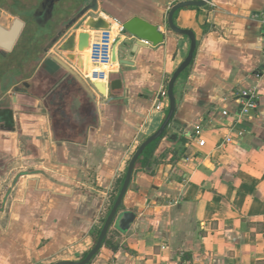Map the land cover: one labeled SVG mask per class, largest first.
I'll list each match as a JSON object with an SVG mask.
<instances>
[{
  "label": "crops",
  "instance_id": "0c3cea01",
  "mask_svg": "<svg viewBox=\"0 0 264 264\" xmlns=\"http://www.w3.org/2000/svg\"><path fill=\"white\" fill-rule=\"evenodd\" d=\"M180 1L96 0L94 19L137 17L164 35L156 46L124 45L110 74L120 88L108 96L87 80L85 53L69 61L46 42L38 60L20 67L14 49L23 31L44 29L32 13L38 6L17 13L0 4L1 27L25 23L13 49H0V110L12 112L10 129L0 117V264L78 262L94 247L129 161L166 117L168 103L158 111L153 100L190 44L165 25ZM59 3L58 30L90 0ZM262 12L264 0H210L175 14L196 51L175 84L174 117L149 167L134 169L119 209L134 214L132 224L110 227L89 264H264ZM247 90L258 107L237 121L238 93Z\"/></svg>",
  "mask_w": 264,
  "mask_h": 264
},
{
  "label": "water",
  "instance_id": "95a60500",
  "mask_svg": "<svg viewBox=\"0 0 264 264\" xmlns=\"http://www.w3.org/2000/svg\"><path fill=\"white\" fill-rule=\"evenodd\" d=\"M81 1L86 2V0H81ZM209 1L210 0H184L174 4L170 8L166 18V23H165L166 27L172 33L186 37L189 40L190 44L185 59L175 70L167 85L168 111L166 117L162 125L159 127V129L141 143V145L137 148L131 160L129 161L120 191L115 199V202L108 216L105 219V222L97 238V241L94 247L91 249V251L81 261L78 262L65 261V262H58L55 264H89L93 259V257L100 250L110 227L113 226L120 232H126L130 227V225L132 224L135 218L134 214L129 211L119 212L120 205L130 185L134 173L135 165L139 157L142 155V153L145 151V149L148 146H150L152 143H154L163 136V134L166 132L170 122L174 117L176 111L174 87L180 75L191 65L194 58V53L196 51V40L194 33L190 30L178 28L174 24V16L178 11L184 8H203L208 4ZM95 2L96 0H90V3L79 9L76 17H74L58 33V39H57L58 41L67 33L70 27H72V25L76 21H78L87 11L94 10L96 8ZM24 26L25 23L19 18H15L13 20V23L9 29H5L0 26V49L10 52L15 46L17 40L19 39ZM123 27L126 30V32H128L130 35L135 37L139 42H141L142 45L150 43L156 46L158 44H161L164 40V35L158 31L159 28L157 26L151 25L150 23L137 17L132 18L129 21L125 22L123 24ZM85 28L89 30H107L108 24L101 18L91 19L85 24ZM89 38L90 35L87 32L72 33L59 45L58 51L66 54V58L69 61H74L75 52H77L78 54H84L88 51ZM57 40H54L52 43H56ZM124 48L125 46L123 45L122 47L119 48L118 51H121ZM53 59L60 66L66 68V66L61 61H59L56 58ZM112 60L113 61L116 60L115 50L112 53ZM87 70H88V62L86 61V73ZM92 86L102 95L108 96L112 91H115L120 88V81L110 80L107 87L102 83L93 82ZM0 117H3V120L6 123L5 125L6 129H10L12 127V112L8 110H0Z\"/></svg>",
  "mask_w": 264,
  "mask_h": 264
},
{
  "label": "built area",
  "instance_id": "2783aa9c",
  "mask_svg": "<svg viewBox=\"0 0 264 264\" xmlns=\"http://www.w3.org/2000/svg\"><path fill=\"white\" fill-rule=\"evenodd\" d=\"M260 22L264 24V12L257 15ZM108 24L107 30H90L89 35V47L86 54L88 62V70L86 78L92 85L93 82L102 83L106 87L110 81L111 68L119 65L118 50L123 45L136 39L130 35L123 27L122 23L115 21L114 19L101 18ZM261 49L264 54V34L260 37ZM115 50L116 60H112V53ZM239 111L235 116L237 121L250 116L251 112L255 111L258 107V98L254 90L241 91L238 93ZM168 103L167 91L162 90L154 98V108L158 111L162 110L164 104ZM223 116H227L226 111H222ZM200 135V131H195L193 138L197 139ZM232 142L230 137L226 138L224 143L229 144ZM197 145L202 147L203 141L198 140ZM181 264H193L186 261Z\"/></svg>",
  "mask_w": 264,
  "mask_h": 264
},
{
  "label": "trees",
  "instance_id": "16d2710c",
  "mask_svg": "<svg viewBox=\"0 0 264 264\" xmlns=\"http://www.w3.org/2000/svg\"><path fill=\"white\" fill-rule=\"evenodd\" d=\"M36 7H34V8H36ZM34 8H31L30 10H33ZM30 10H28L26 13H30ZM53 36H54V34H53L52 31H48V30L41 29V28H39V29L38 28H33L31 26H28L23 31L20 39L18 40V43H17L15 49H14L15 59H16V61H18L17 64H19V66L21 67L23 63H26L28 61H36V60H38V55L40 54V52H42L43 45L46 42L47 43L48 42L52 43ZM28 43H31L32 46H31L30 49H25L24 47ZM62 68L64 70L68 71L67 68H64V67H62ZM185 72H186V70H185ZM68 73H70V72H68ZM81 86L85 90L87 89L84 85L81 84ZM50 105H51V107L54 108L53 104H50ZM57 108H58V105L55 107V109L58 110ZM165 134L166 133H164L163 136H165ZM160 139H158L157 141H155L154 143H152L150 146H148L145 149V151L139 157V159H138V161H137V163L135 165V170H146L147 167H149V164H150L149 163V159H150V157H151V155L153 153V150L155 149V147H156V145H157V143L159 142ZM122 181L119 183V185L117 187V192H119V189H120V186L122 184ZM117 194L113 195L107 214L109 213L111 207L113 206ZM101 222L104 224L105 218ZM100 231H101V229H99L96 232L95 241L97 240Z\"/></svg>",
  "mask_w": 264,
  "mask_h": 264
},
{
  "label": "flooded vegetation",
  "instance_id": "af4514ba",
  "mask_svg": "<svg viewBox=\"0 0 264 264\" xmlns=\"http://www.w3.org/2000/svg\"><path fill=\"white\" fill-rule=\"evenodd\" d=\"M59 2L60 1L58 0H41L38 7L32 12L34 13L33 16L35 21L40 24L42 28L53 32L54 36L52 42L58 39V32L62 30V28L58 30V5L60 4ZM69 21H67L64 26H66Z\"/></svg>",
  "mask_w": 264,
  "mask_h": 264
},
{
  "label": "rangeland",
  "instance_id": "374dc122",
  "mask_svg": "<svg viewBox=\"0 0 264 264\" xmlns=\"http://www.w3.org/2000/svg\"><path fill=\"white\" fill-rule=\"evenodd\" d=\"M39 1L40 0H0V4L7 10H12L17 13H26L31 8L36 7ZM77 13L69 20L71 21L74 17H76ZM95 17H96V13H94L92 10L87 11L78 21H76L72 25V27H70L69 30H73L74 33H76L79 30H89L85 28V24L89 20L94 19ZM53 44L54 43H52L51 45ZM55 45L56 46L53 48V53H55L54 55L58 56V41Z\"/></svg>",
  "mask_w": 264,
  "mask_h": 264
}]
</instances>
